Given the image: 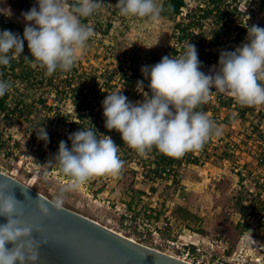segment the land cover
Wrapping results in <instances>:
<instances>
[{
	"label": "rangeland",
	"instance_id": "374dc122",
	"mask_svg": "<svg viewBox=\"0 0 264 264\" xmlns=\"http://www.w3.org/2000/svg\"><path fill=\"white\" fill-rule=\"evenodd\" d=\"M155 2L160 6L163 0ZM185 3L181 14V22L184 23L187 20L183 15L202 5L204 0H185ZM225 5H231L236 12L220 20L228 26L226 34L218 40L220 53L234 51L247 43V29L251 26L264 28V0H231ZM174 23L161 17L157 22L148 18L131 21L125 37L121 39L119 36V43L111 48L114 59L99 55L89 57L88 53L92 55L93 51L83 49L75 63L89 73H99L100 65L117 70L111 82L116 87L108 94L121 91V94L126 93L130 102H142L147 92L138 86V82L150 83V77L146 78L141 69L168 56L173 46L171 32ZM241 27L246 33L241 41L236 42V31ZM214 28L211 20H203L199 39L203 45ZM131 68L137 71V77H130ZM218 68L210 64L201 71L214 74ZM122 74L125 77L122 78ZM217 93L213 88L211 98L204 104L207 111L216 103L212 101ZM148 95L150 97L151 93ZM71 97L70 93L64 92L63 141L69 149V131L74 130V124L79 122ZM222 97L220 100L226 102L227 98ZM92 108L91 113L83 117L84 129H90L91 116L103 110L99 105ZM83 113L85 110L81 108L79 115ZM233 115L236 121L229 120L226 128L220 121H213L220 127V135L209 138L206 152L199 157L197 165L183 164L178 168L177 187L169 185V178L160 181L148 178L141 167L144 156L136 151L125 160L119 151L118 155L124 162L120 176L93 177L79 189L66 193L63 207L138 244L190 264H264V165L256 163L255 152L260 149L259 145L248 141L246 136L250 132L254 141L264 142V114L255 116L249 126L241 124L237 114ZM59 143L51 142L48 147L37 148L35 152L28 150L19 158L21 162L18 164L0 160L3 173L53 201L68 183L55 163ZM98 191L102 193L98 194ZM243 203L250 206L254 217L251 221L241 216L242 206L245 207ZM175 207L184 208L199 217V224H190L189 230L184 228L172 216L171 211ZM155 215H158L157 219Z\"/></svg>",
	"mask_w": 264,
	"mask_h": 264
},
{
	"label": "clouds",
	"instance_id": "9594fccd",
	"mask_svg": "<svg viewBox=\"0 0 264 264\" xmlns=\"http://www.w3.org/2000/svg\"><path fill=\"white\" fill-rule=\"evenodd\" d=\"M36 5L22 13V38L10 30L0 32V66H8L11 58L21 56L27 41L34 67L45 69L47 76L58 69L69 72L95 35L82 18L91 16L103 0H75L72 5L67 0H36ZM115 6L121 17L152 22L159 20L162 11L155 0H118ZM247 33V43L220 54L214 74L200 70L198 52L191 43L182 55L165 56L153 66L142 67V74L150 77L151 96L145 93L142 102L132 103L121 91L108 94L102 102L105 128L119 133L122 142L140 156L153 148L174 158L202 150L211 136L220 135L209 116L197 110L207 103L213 88L227 93L242 107L264 105V28L253 25ZM142 85L139 81L138 86ZM10 87L9 82L0 80V97ZM91 126L69 135L70 149L60 141L55 163L68 183L50 204L39 205L42 217H48L50 210L62 211L66 193L93 177L120 176L124 162L118 155L119 147L110 136L98 138ZM37 138L48 142L43 128L37 131ZM0 215L8 218L7 225L0 227V264H37L39 243L32 236L34 229L23 224L19 202L13 195H4V186H0ZM6 243L15 245L11 252Z\"/></svg>",
	"mask_w": 264,
	"mask_h": 264
},
{
	"label": "built area",
	"instance_id": "2783aa9c",
	"mask_svg": "<svg viewBox=\"0 0 264 264\" xmlns=\"http://www.w3.org/2000/svg\"><path fill=\"white\" fill-rule=\"evenodd\" d=\"M28 1L30 4L36 3V0H26V2ZM67 2L72 5L75 0H67ZM117 3L118 0H103V5L91 16L82 18L81 22L91 26L95 32L84 48L86 51L88 49L93 51L92 55L88 53L89 57L99 55L103 58L107 57L108 60L114 59V54L111 55V48L119 43L120 38L118 37L121 36V39L125 37L131 21L140 20V18L119 16V10L115 6ZM19 13V10L7 7L0 0V32L10 30L22 38L25 21L22 12ZM80 54L81 52L78 57ZM9 55L11 56V53ZM45 71L38 65L33 66L27 41L24 42V51L21 56L11 58L8 66H0V80L7 81L11 85L6 94L0 97V160L7 164L20 163L19 158L27 154L28 150L30 152V149L31 152H35L37 148L48 147L51 142L56 144L58 141L64 140V80L73 79L72 81H75L87 70L84 71L75 63L69 72H62L58 69L53 75L47 76ZM98 71L114 73L115 69L100 65ZM214 101L217 104L221 102L218 97H214ZM236 106L238 110L242 107L238 103ZM251 112L255 116H262L264 106L253 107ZM42 128L48 134L47 143L37 138V131ZM99 131V128H96L98 135H100ZM246 136L248 141L259 145L260 149L255 155L256 163L264 165V142L254 141V135L250 132ZM199 153L200 150L192 151L191 155L200 157ZM0 172H3L1 166ZM172 172L173 168L170 170L171 174ZM157 180L160 181V179ZM243 204L245 210L241 216L251 221L254 217L251 214L250 206ZM157 229L159 230L160 227ZM155 234L157 236L156 232Z\"/></svg>",
	"mask_w": 264,
	"mask_h": 264
},
{
	"label": "trees",
	"instance_id": "16d2710c",
	"mask_svg": "<svg viewBox=\"0 0 264 264\" xmlns=\"http://www.w3.org/2000/svg\"><path fill=\"white\" fill-rule=\"evenodd\" d=\"M226 0H204L202 5L196 6L195 8L188 11V13L184 14L185 23L181 22L182 20V10L186 6L185 0H163L161 3L162 11L160 13V17L163 19L173 20L175 23L172 28L171 37H172V47L169 49V57H177L182 55L187 44H194L198 57L201 62V69L210 64H215L219 66V58H220V44L218 42L220 36H223L228 31V26L225 22H221V18L225 15H235L236 10L231 7V5H225ZM211 20V23L215 25V28L210 31L209 39L203 45V41L201 40V32L203 30V20ZM221 25L218 27V23ZM226 30V31H225ZM223 32V33H222ZM235 35V41L239 42L244 37L246 33L245 28H238ZM198 39V41L196 40ZM167 52V53H168ZM114 57V56H113ZM153 66V65H152ZM130 77H137V71L133 68L130 69ZM117 73V70H115ZM115 73L110 72H99V73H82L79 75L78 79L75 81L64 80V92H68L71 94L72 103L74 104V110L77 112L75 115L78 118V123L74 124L75 129H70L69 134H72L73 131L76 130H85L83 126V117H86L87 114L91 113L92 107L95 105L102 106V102L104 97L108 94L109 91L113 90V87L116 85H111V82L115 79ZM125 77V74H122V78ZM100 82V83H99ZM75 84V86H74ZM149 84L147 82H143L142 89L146 91L148 94L150 93ZM74 87V88H73ZM83 91H86L85 94ZM124 93L123 95H125ZM85 102L84 105L82 102ZM218 106L227 108L230 106V101H221L218 103ZM81 108H84L85 113L79 115L81 112ZM234 112L237 114L238 118H242L244 114L247 112H251L253 107H241L238 110L237 106L234 107ZM103 109V107H102ZM197 110L206 111L205 105L203 104L201 108ZM85 114V115H84ZM91 125L96 128H99L100 135L110 136L116 145L119 147V151L123 160L129 159L131 154L135 152L125 145L120 137V134L115 130L109 132L105 128V118L103 116V110L99 111L98 114L91 116ZM212 121L213 118L211 119ZM73 124L71 123L69 126L71 127ZM90 125V128L92 127ZM98 135V133H96ZM97 136L98 138L100 137ZM68 137V136H67ZM262 138V137H261ZM71 142V141H70ZM209 141H207L202 150H200V156L202 153L206 152V146H208ZM257 151L255 152L256 155ZM199 157H193L191 152H187L184 156L180 158L169 157L160 153L156 148H153L151 152L147 153L141 161V167L144 170L147 177H151L150 179H160L166 180L169 178V183L172 188H175L179 185L177 174L178 168L183 164H193L197 165L199 163ZM260 165H263L260 164ZM171 168H173L172 174L170 173ZM141 169V170H142ZM136 171H134L135 173ZM153 190V189H152ZM241 211L245 210V207L242 206ZM172 216L175 220H178L181 224H183L184 228L190 229V224L198 225L200 222V218L196 215L190 213L188 210L184 208H173ZM158 215H155V219H157ZM199 232V229H197Z\"/></svg>",
	"mask_w": 264,
	"mask_h": 264
},
{
	"label": "water",
	"instance_id": "95a60500",
	"mask_svg": "<svg viewBox=\"0 0 264 264\" xmlns=\"http://www.w3.org/2000/svg\"><path fill=\"white\" fill-rule=\"evenodd\" d=\"M28 6L37 5L24 0L7 3V7L22 13ZM0 186H4V195H13L19 202L23 224L34 229L32 236L39 243L37 264H190L138 244L64 207L42 217L39 205L52 201L3 172ZM7 223L8 218L0 215V227ZM14 247L12 243L5 244L9 252Z\"/></svg>",
	"mask_w": 264,
	"mask_h": 264
},
{
	"label": "crops",
	"instance_id": "0c3cea01",
	"mask_svg": "<svg viewBox=\"0 0 264 264\" xmlns=\"http://www.w3.org/2000/svg\"><path fill=\"white\" fill-rule=\"evenodd\" d=\"M88 72L89 71L87 70L86 73H88ZM221 95L225 97L224 99L227 98V101L228 100L230 101V106L225 108V107L218 106L217 103H215V104L212 103L213 104V108L210 109V111L206 110L205 113L209 116V118H211V119L213 118L214 121H218V122L220 121V123L224 126L223 128H226V126H228L229 123H230L229 120H231V121L235 120L236 121V119L234 118L233 114L235 113L234 112V109H235L234 107L237 105V102L234 100V98L229 96L227 93H220L219 92V93L216 94V96L218 98L222 97ZM212 102H215V101H212ZM246 114H244V116L242 118H239L240 119L239 122L241 124L245 123V126H247V125L249 126L250 123H251V120L255 117V115L252 112H247ZM243 119H246L247 121H243ZM100 193H102V192L98 191V194H100Z\"/></svg>",
	"mask_w": 264,
	"mask_h": 264
},
{
	"label": "flooded vegetation",
	"instance_id": "af4514ba",
	"mask_svg": "<svg viewBox=\"0 0 264 264\" xmlns=\"http://www.w3.org/2000/svg\"><path fill=\"white\" fill-rule=\"evenodd\" d=\"M9 1H11V0H2V2H3L5 5H7V3H8ZM25 1H26V0H25ZM27 3H29V4H30V2H29V1H28ZM31 4L33 5V4H35V3H34V2H32ZM29 9H31V8H29ZM19 14H21V12H20Z\"/></svg>",
	"mask_w": 264,
	"mask_h": 264
}]
</instances>
